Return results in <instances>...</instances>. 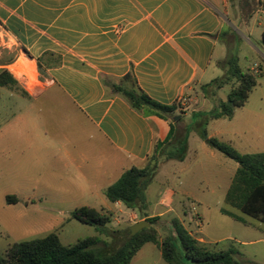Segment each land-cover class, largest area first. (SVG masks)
Segmentation results:
<instances>
[{"label":"crops","instance_id":"1","mask_svg":"<svg viewBox=\"0 0 264 264\" xmlns=\"http://www.w3.org/2000/svg\"><path fill=\"white\" fill-rule=\"evenodd\" d=\"M239 1L0 0V35L6 39L5 47L17 53L6 67L16 65L23 56L34 66L41 87L10 93L39 102L41 107L36 124L22 126L20 131L6 124L7 134L17 131L28 137L7 139L4 147L0 144L6 149L15 147L17 163L22 166L17 172L22 174L24 164L28 166L24 161L32 136L41 145V181L55 197L74 193L102 198L101 210L85 207L104 212L118 209L130 220L126 228L147 218L168 223L176 218L205 245L202 229L211 212H216L208 196L214 185H223L225 197L238 165L215 153L197 135L212 104V96L201 87L223 76L219 63L227 56L226 43L231 39L233 46L240 29L248 33V39L253 38V51L264 61V4L258 0L260 14L253 19L257 13L251 12L247 16L253 19L250 23L243 17ZM236 55L239 63L246 58L243 50ZM115 88L144 94L161 105H174L176 110L165 117L147 106L137 110ZM180 98L188 100L187 108L180 109ZM218 120L207 122L206 131L211 129L207 135L230 144L231 140H224L227 132L218 128ZM183 140L194 163L200 162V150L205 155L201 177L183 167L186 158L178 161L167 154ZM157 144L163 145V152L158 153L156 175L145 190V217L141 218L120 202L110 203L104 191L127 169L147 166ZM208 174L213 176V184ZM223 208L224 204L218 211ZM233 221L246 228L239 231L244 238L241 244H264V224ZM223 226L205 234L209 241L229 239L237 230L229 224L231 233L218 237ZM149 244L142 246L130 264L140 260ZM250 255L255 259V253Z\"/></svg>","mask_w":264,"mask_h":264},{"label":"rangeland","instance_id":"2","mask_svg":"<svg viewBox=\"0 0 264 264\" xmlns=\"http://www.w3.org/2000/svg\"><path fill=\"white\" fill-rule=\"evenodd\" d=\"M262 2L264 4V0H262ZM238 5H241L243 17L248 18L250 23L260 14L256 11L259 8L258 0H240ZM251 12L257 13V16L252 20L247 17ZM237 35V39L233 46L231 39L226 43L228 48L227 54L229 52L237 54L239 50H243L246 54V58L241 59L239 64L243 68L248 66L253 67L252 71L255 75H258L257 86L252 89L243 107L236 108L230 118L218 120L216 123L219 129H224V131L227 132V135L223 136L225 138L224 140H231L230 144L240 153H263L264 61L258 58V55L253 51L252 45L256 46V43L252 37L248 39L247 32L240 29V33ZM5 40L6 39L0 35V69H6V66L11 64L17 54L5 47V43H3ZM261 58L263 57L261 56ZM254 61H256L255 65H253ZM29 65L31 64H29L28 60L21 56L19 62L10 67L13 72L19 69L18 72H14L18 78H14L17 81V85L0 87V144L2 146L4 145L2 143L6 142L7 139L15 141L22 138L28 139L25 133L24 137H21V134L17 131L12 134H7V122L19 131L22 126L29 127L37 122L38 113L40 112L39 108H41L39 102L35 103L28 101L21 98L18 94H13L12 96L10 94L11 91L21 94L26 92V90L33 92L41 89L39 83L36 81L37 74L35 68L31 70ZM31 67H33V65H31ZM229 90L230 87L225 86L220 90L211 91L209 93V95L212 96L211 110L215 108L219 101H225ZM206 132L210 134L211 129H208ZM29 139L31 141L29 156L27 161H24V163H28V166L24 164L22 174L17 172L22 166L17 163L18 158H16L17 154L14 152L15 147L6 149L2 148L0 145V257H4L5 250L14 243L43 238L51 233H55L64 246H70L75 244L78 240L95 236L99 237L100 241L111 244L112 247L120 245L123 242L124 235L118 236L115 233L110 237L107 233L109 232L112 234V232L127 230L128 228H126V225L130 221L128 216L118 209L110 212L100 211L108 215L110 220L109 224L105 226V233L102 235L96 232L94 227L84 225L73 219L71 213L75 209L83 206L89 205L97 210H101L102 206L100 205V200L102 198L80 197L74 193L66 197H55L53 195V190L48 188L44 182L41 181V163H39L38 160L39 151L41 150L39 147H41V145L36 142L32 136ZM159 152L160 150L154 154L156 158H159V155L157 156ZM214 152L221 155L215 150ZM161 154L160 152V155ZM167 154L175 158L182 157V160L186 158L183 167L190 173H193L196 178L202 176V166L205 165L207 160L201 150L199 164L192 161L187 145L182 146V144H178L170 148ZM203 159L205 160L204 164L202 163ZM232 163L234 162L232 161ZM208 177L213 184V176L208 174ZM8 195L16 196L18 203L8 204L6 202V196ZM61 199H65L67 202H62L60 201ZM208 199L211 201L212 209H215L216 212H211V218L206 221L203 226L202 236L207 241L203 246L207 250L213 252L227 251L230 248L236 249L239 255L234 256V260L238 264H264V244H258L256 246L241 244L244 238L240 235L239 231L246 228H244L242 224L235 223L218 211L219 208L223 207V185H214V192L208 196ZM232 211L242 219L255 221L237 210ZM227 223L235 226L237 229L235 233H231L228 230L230 226ZM184 224L190 231L191 228L188 224ZM224 224H226V226H223ZM219 225L220 227L223 226L224 229L218 234V237H225L231 233V238L219 242L209 241L205 234H213L214 227ZM154 227L157 229L160 240H163L172 232L170 223L167 221L156 223ZM191 227L196 229L194 223L191 224ZM102 242L95 247L96 251L105 249ZM152 245L154 244H149L148 247L143 249L142 256L136 264H167L162 258L160 249ZM175 246L177 258L181 264H196L190 260V258H186L185 252L178 243H176ZM253 248L256 249V252H253ZM253 253H255V259L250 255Z\"/></svg>","mask_w":264,"mask_h":264},{"label":"trees","instance_id":"3","mask_svg":"<svg viewBox=\"0 0 264 264\" xmlns=\"http://www.w3.org/2000/svg\"><path fill=\"white\" fill-rule=\"evenodd\" d=\"M262 45L264 46V31L262 32ZM219 68L223 71V76L212 80L201 89L207 96L211 91L220 90L225 86H229L230 90L225 101H219L215 108L204 115L207 122L230 118L236 108L245 105L252 89L257 86L258 75L250 69L241 68L236 54L229 52L224 61L219 63ZM11 85H17L16 79L7 69L1 68L0 87ZM115 90L121 92L137 110L142 106H147L163 117L172 115L176 110L174 105H161L144 94H136L133 91H124L119 88ZM207 122L204 126L197 128L199 138L207 146L217 150L238 165L225 194L224 208L221 209V213L244 224V219L232 211L237 210L264 224V153L242 154L231 144L208 137ZM184 145H186V140L182 141V146ZM158 150L163 152V145H156L154 153L148 157V164L144 168L133 166L124 171L114 184L105 189V198L110 203L120 202L127 209L137 212L141 218L145 217L143 213L146 208L145 190L158 169L159 158L154 155ZM176 159L182 160V157H176ZM6 202L17 204L18 199L16 196L8 195ZM71 216L84 225L94 227L100 235L105 233V226L110 222L108 215L85 206L75 209ZM145 221L149 227L134 236H130L129 229L112 232V234L108 232L110 237L115 233L118 236L124 235L123 242L116 247L100 241L97 236L64 246L58 236L51 233L43 238L10 245L5 250L4 257H0V264H130L132 258L147 243L154 244L160 249L162 258L167 264H181L177 258L176 243L181 246L186 258H190L196 264H238L234 260V256L239 255L236 249L230 248L221 252L207 250L188 233L176 218L169 221L172 232L163 240L159 239L157 229L154 227L156 223H159V218H147ZM100 242L103 243L105 249L96 251L95 247Z\"/></svg>","mask_w":264,"mask_h":264},{"label":"water","instance_id":"4","mask_svg":"<svg viewBox=\"0 0 264 264\" xmlns=\"http://www.w3.org/2000/svg\"><path fill=\"white\" fill-rule=\"evenodd\" d=\"M148 227H149V224L147 223V221L145 220L139 221L128 228L130 231V236H134L136 233Z\"/></svg>","mask_w":264,"mask_h":264},{"label":"built area","instance_id":"5","mask_svg":"<svg viewBox=\"0 0 264 264\" xmlns=\"http://www.w3.org/2000/svg\"><path fill=\"white\" fill-rule=\"evenodd\" d=\"M10 67H11V66L6 67L7 71H8L12 76H15V73L11 70ZM178 103H179V105H180V109H185V108H187V106H188V104H189L188 100L185 99V98H180V99H178Z\"/></svg>","mask_w":264,"mask_h":264},{"label":"bare ground","instance_id":"6","mask_svg":"<svg viewBox=\"0 0 264 264\" xmlns=\"http://www.w3.org/2000/svg\"><path fill=\"white\" fill-rule=\"evenodd\" d=\"M29 66H30L31 70L34 69V66L33 67H31V65H29ZM16 71L18 72L19 69L15 70L14 72H16Z\"/></svg>","mask_w":264,"mask_h":264}]
</instances>
